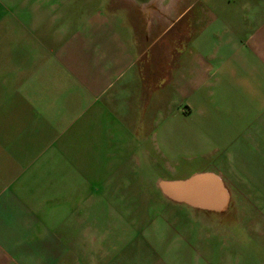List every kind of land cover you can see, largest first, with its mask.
I'll list each match as a JSON object with an SVG mask.
<instances>
[{"label":"crops","instance_id":"0c3cea01","mask_svg":"<svg viewBox=\"0 0 264 264\" xmlns=\"http://www.w3.org/2000/svg\"><path fill=\"white\" fill-rule=\"evenodd\" d=\"M175 22L191 31L172 47ZM173 132L181 151L231 156L205 172L250 218L264 200V0H0V264H242L230 248L243 244L218 240L235 238L222 213L156 188L154 208L137 206L153 183L123 154Z\"/></svg>","mask_w":264,"mask_h":264},{"label":"rangeland","instance_id":"374dc122","mask_svg":"<svg viewBox=\"0 0 264 264\" xmlns=\"http://www.w3.org/2000/svg\"><path fill=\"white\" fill-rule=\"evenodd\" d=\"M140 2H148L151 0H139ZM170 0H164L165 4H169ZM175 16L172 21H174ZM158 21V19L156 20ZM191 30L185 29L180 26L178 22H175L173 26V30L171 32V44L172 47L178 45L179 39L189 38ZM174 49V48H173ZM161 49L157 50L156 56L149 60V68H152V73L146 72L144 75L147 79L158 78L160 72L159 69H163V65H167L168 57L165 56V53ZM174 50H172L173 53ZM170 59L172 60L173 57ZM148 66V64H144L143 68ZM146 70V69H144ZM147 71V70H146ZM162 75V74H161ZM176 128V127H175ZM171 137H168L163 140V136L161 133H155L152 137L155 139V145L151 148L150 153L141 154L136 153L135 155H125L123 154V158L128 156V161L132 162L134 166L137 167L134 174H137L139 178L147 183H153L152 186H138L135 187V195L141 198L136 204L139 207L143 208H154L159 199L153 201L154 194H156L157 190L160 191V195L163 196V199H168L158 187V180L160 179H182L189 177L196 172H205V170H210L214 166L215 158L224 159V162H229L231 156L229 154H201L197 153L196 148L183 150L180 148V137L178 134L172 133ZM135 140V139H133ZM128 139H123V143L132 144V141ZM134 144V143H133ZM150 150V149H149ZM130 156V157H129ZM214 159V160H213ZM135 176V175H134ZM142 181V182H143ZM155 184V185H154ZM157 190H156V189ZM155 189V190H154ZM259 195L254 196V200L256 202L250 203V218H244L242 214V207L240 208L237 202L231 203L227 210L230 212H224L219 216V219L227 225V228L230 231L234 232L235 238L228 233L218 236V240L224 241V245L226 247L225 250H228L229 245L236 244V242H240L243 244L245 250L236 251L235 247H231L230 251L234 254L236 252V256L242 264H257L264 262V200ZM156 198V197H155ZM176 203L174 201H171ZM187 205L190 209H197L192 207L186 203H178ZM218 216L216 213H212L211 216ZM240 221H243L249 226L247 229H244L241 226ZM235 226L232 228L230 226ZM219 241V242H220Z\"/></svg>","mask_w":264,"mask_h":264},{"label":"water","instance_id":"95a60500","mask_svg":"<svg viewBox=\"0 0 264 264\" xmlns=\"http://www.w3.org/2000/svg\"><path fill=\"white\" fill-rule=\"evenodd\" d=\"M158 187L171 201L224 213L229 206V192L222 178L212 172H199L182 179H160Z\"/></svg>","mask_w":264,"mask_h":264}]
</instances>
